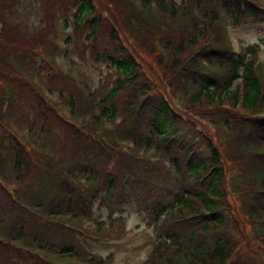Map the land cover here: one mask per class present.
Masks as SVG:
<instances>
[{"label": "trees", "instance_id": "obj_1", "mask_svg": "<svg viewBox=\"0 0 264 264\" xmlns=\"http://www.w3.org/2000/svg\"><path fill=\"white\" fill-rule=\"evenodd\" d=\"M157 1L159 11L155 22L149 21L144 8L138 15H132L131 26L126 17L131 15L133 8L129 0H62L63 8L66 3L75 5L74 30H85L84 50L89 51L94 61L104 62L108 69L107 78H102L88 91L89 99L108 89L101 102L100 116L114 123L117 119L120 133L127 137L135 130L136 102L143 98L150 114L149 130L146 137L136 136V139L146 146L156 141L157 147L173 163L174 174L154 170L142 160H128L121 152L115 154L106 141L82 132L74 122L59 118L27 83L15 81L17 86L23 87V84L29 88L32 95L29 105L33 104L30 108L34 109L31 119L38 122L37 129L41 130L49 118L54 121V129L60 134L61 149L57 160L43 155L31 158L9 135L0 133L3 155V159L0 157L3 176L0 181V264H67L66 255L80 256L78 235L87 231L77 225L79 219L88 217L93 198L78 194L66 173L74 163H79L80 172L93 185L103 173L102 204L108 208L116 202L120 160L128 162L125 167L133 170L137 187L144 191L143 209L158 233L143 264H252L249 258H241L240 253L234 252L236 242L232 235L242 232L238 222L256 232L260 244H255L254 249L259 258H264V219H261L259 209L264 207L261 147L242 146L237 140L221 137L218 133L220 145L212 141L207 131L196 129L189 119L182 124L164 89L155 83L157 77L146 73L147 69L139 65L142 61L151 67L147 60H140L139 56L135 60L130 52L133 50L138 55L137 51L122 46L124 35L120 27L123 23L125 28L135 31L132 38L138 42L143 54L158 63L167 83L171 87L180 84L187 106H203L207 112L209 110L207 118L212 122L211 112L229 117L228 107L233 109L240 96L244 110L250 111L256 109L258 103L264 104V72L260 75L252 66L253 48L246 47L240 55L229 58L231 61L223 67L220 44L228 46L224 34L226 23L216 9L221 8L235 24L244 18L253 21L261 11L255 3L242 0H212L217 4L212 6L209 0H195L196 10L203 17L196 21L189 12L188 0L178 3ZM107 2L111 3L110 8L106 6ZM90 16L93 19L88 24ZM80 20L84 21V30L78 24ZM156 33H161L160 44L167 50V62H163L151 46L150 37ZM210 35H213V46L206 44ZM199 46V55L212 57L213 64L223 67L226 79L222 82L188 72L189 66L198 71L196 63L189 64V54ZM53 77V73L49 74L50 80ZM238 83L242 85L243 93L238 92ZM59 94L62 95L61 90ZM63 97L73 116L86 108L87 102L79 106L69 88ZM235 116L240 118L238 113ZM238 121L232 128L234 132L240 133L248 125H256L262 131L264 141V118ZM215 127L218 128L216 124ZM196 135L200 137L198 144L194 141ZM183 159L185 172L182 175L177 166ZM228 169L233 171L234 187L244 193L241 199L244 216L240 219L233 217L229 202L233 194L226 188ZM6 171H9L8 175ZM128 173L131 179L133 174ZM198 179L201 180L199 184ZM5 184H9V189ZM65 215L69 217L65 219ZM197 218L199 221L195 225L188 224V220ZM33 247L41 254L30 249ZM50 252L57 253L59 261L55 263L50 256L43 255ZM259 258L253 264H262Z\"/></svg>", "mask_w": 264, "mask_h": 264}, {"label": "rangeland", "instance_id": "obj_2", "mask_svg": "<svg viewBox=\"0 0 264 264\" xmlns=\"http://www.w3.org/2000/svg\"><path fill=\"white\" fill-rule=\"evenodd\" d=\"M175 2H179V0H175ZM68 7L67 3L66 9L63 8L62 0H0L1 80L3 79L1 74H3L13 79L20 77L18 80L24 81L25 79L21 78L22 75H25L31 69H33L31 71L33 73L37 65L42 64L47 67L48 64L45 61L47 58L59 64L63 72L73 73V68H75L90 88L97 85L102 78H107L103 71L104 68L100 69L98 62L92 60L84 50L85 30L76 31L73 29L72 12L69 13V8L71 7ZM63 24L64 26L62 27ZM81 26L83 27L82 24ZM231 34H234L241 41V44L255 43L264 48V24L242 25V27L232 31ZM65 36L68 37V42L65 45V56H52L49 51L46 52L45 48L49 46L50 40L58 43L61 47L62 39ZM39 52L44 55V58H41ZM130 54L132 58L133 56L138 57L133 50ZM63 57H65L66 61H64ZM146 59L152 67L145 63L143 68L147 69L146 71L151 75L157 76L160 73L158 69L160 66L156 67V65H152L150 59ZM54 72L48 67L45 72H39L36 78L32 79L36 85L38 84L45 90L49 88L56 93L58 91L56 88H62V92L65 93L64 82ZM52 73L54 77L50 80L49 74ZM21 85L23 87L17 86L15 82L13 83L14 89L10 91L8 97L9 111L1 120L0 127L10 128L25 140V129L30 126V130L35 132V136H32L34 145L38 143L44 150L48 149L49 151L55 150V152H58L61 149V140L59 132L54 129V121L49 118L44 122L42 131L37 129L38 122L31 119L33 118L34 109L30 107L33 104L29 105L32 95L28 89L31 86L28 83L27 86L29 88L23 84ZM177 104L180 106L182 102H177ZM115 121L118 122L117 119ZM203 121H205V118ZM31 135H28V139ZM228 175L232 176L233 171ZM234 186L235 183H232L230 187L234 193L235 201L238 202L243 197V192L239 194L240 198H238L237 193L239 191ZM237 209L238 211L235 215L240 219V206ZM122 211L118 217L122 216V218L119 217L120 222L124 225L123 227L128 229L124 237L117 241L95 242L96 244H91L90 246L91 251H94L93 253L97 255H106L111 252L112 264H137L138 262H143L152 248L148 246V243L143 242L151 238L152 229L145 224L142 214L138 213V210L136 211L134 207H124ZM238 224L242 233L237 236V240L242 242L244 245L243 252L248 254L257 236L247 226H243L239 222Z\"/></svg>", "mask_w": 264, "mask_h": 264}, {"label": "bare ground", "instance_id": "obj_3", "mask_svg": "<svg viewBox=\"0 0 264 264\" xmlns=\"http://www.w3.org/2000/svg\"><path fill=\"white\" fill-rule=\"evenodd\" d=\"M75 124V123H74ZM70 125V124H69ZM72 125V124H71ZM48 126V125H47ZM74 126V125H73ZM76 126V125H75Z\"/></svg>", "mask_w": 264, "mask_h": 264}]
</instances>
